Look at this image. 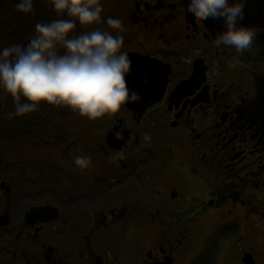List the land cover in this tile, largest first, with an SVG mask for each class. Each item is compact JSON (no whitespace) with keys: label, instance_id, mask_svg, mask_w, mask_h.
Masks as SVG:
<instances>
[{"label":"flooded vegetation","instance_id":"obj_1","mask_svg":"<svg viewBox=\"0 0 264 264\" xmlns=\"http://www.w3.org/2000/svg\"><path fill=\"white\" fill-rule=\"evenodd\" d=\"M187 3L117 0L122 51L158 65L145 80H166L162 95L95 121L74 113L66 140L50 139L64 157L72 150L68 163L48 156L38 179L0 180V264H219L231 234L264 233V0H246L238 26L260 31L243 54L215 46L224 18ZM117 127L123 137L108 139ZM78 153L89 168L73 163ZM17 185L39 197L22 214ZM33 207L48 210L27 218Z\"/></svg>","mask_w":264,"mask_h":264},{"label":"clouds","instance_id":"obj_2","mask_svg":"<svg viewBox=\"0 0 264 264\" xmlns=\"http://www.w3.org/2000/svg\"><path fill=\"white\" fill-rule=\"evenodd\" d=\"M36 0H16L18 13L31 15ZM57 13L56 19L37 22L27 44L12 43L0 48V95L14 100L13 117H27L42 104L65 106L89 120L118 113L129 103L141 100L130 90L127 75L132 61L124 46L125 26L119 17H107L103 24L101 0H43ZM246 0H188L187 11L200 18H224L226 30L214 39L217 47H234L243 54L254 43L258 27L238 26L244 17ZM91 30L77 34V25ZM182 60L186 59L181 57ZM236 63L240 57L233 58ZM23 98V102H21ZM117 139L123 131L115 133ZM151 134H145V140ZM116 156H123L117 152ZM80 169L92 164V157L78 153L72 157Z\"/></svg>","mask_w":264,"mask_h":264},{"label":"trees","instance_id":"obj_3","mask_svg":"<svg viewBox=\"0 0 264 264\" xmlns=\"http://www.w3.org/2000/svg\"><path fill=\"white\" fill-rule=\"evenodd\" d=\"M16 0H0V48L12 43L27 44L35 32L37 22H47L56 19L55 10L43 0H36L35 12L31 15L18 13L15 9ZM91 30L77 25V34ZM7 105L0 115V140L7 149H12L22 142L28 135L41 140L54 138L56 144L66 140L67 136L61 130L67 131V124L71 122L74 112L65 106H49L42 104L35 112L27 117L8 118L7 113L14 111L13 98L7 94ZM23 102V98H21ZM203 260L193 264H202Z\"/></svg>","mask_w":264,"mask_h":264},{"label":"rangeland","instance_id":"obj_4","mask_svg":"<svg viewBox=\"0 0 264 264\" xmlns=\"http://www.w3.org/2000/svg\"><path fill=\"white\" fill-rule=\"evenodd\" d=\"M103 3V12L102 17L104 18L103 24L94 25L92 27L107 28L106 20L107 17L112 16L116 17L115 11L117 8V0H101ZM3 100L7 105V95L3 94ZM6 100V101H5ZM79 117V115H78ZM81 117V116H80ZM82 118V117H81ZM33 135H28L22 142L12 149H7L3 141L0 140V153H3V158L5 165L0 167V180L7 182L9 179L14 183V179H24L27 178H36L38 179L40 175L43 174V170L39 165L41 161L47 159L48 156L56 161H60L61 164L64 162L68 163L69 160L67 157L71 154L72 150L67 151V156L64 157L61 154L62 148L54 143L42 141L41 139L34 138ZM38 165V166H37ZM40 168L39 170H37ZM57 169H51L47 172V175L50 177L56 176ZM17 194L20 196L22 202L16 201V212L22 214L27 206L39 199L38 195H28L26 192L22 191V187L19 185ZM3 203L0 201V209ZM264 231V230H263ZM215 238L211 241L214 242ZM230 246L229 249V261H221L219 264H243L241 262V255L243 252L249 251L256 257L258 263L264 264V233L256 234V236H251L248 238H243V235L240 233H235L230 235L229 240ZM193 258L190 262H193Z\"/></svg>","mask_w":264,"mask_h":264},{"label":"water","instance_id":"obj_5","mask_svg":"<svg viewBox=\"0 0 264 264\" xmlns=\"http://www.w3.org/2000/svg\"><path fill=\"white\" fill-rule=\"evenodd\" d=\"M129 57L132 61V68H131L130 73L127 75L126 79L128 82L129 75L132 74L133 81L136 82L135 83L136 86L128 85V87L130 88V90L139 93V95L141 96V100L139 102H136L135 106H140L142 108H145L148 105H150V102H151L150 100L154 98L156 100L162 95L164 86L166 84V80L163 81V84L160 88H156L157 83L153 84L152 79H150L149 81H146L145 77L155 76L158 65L153 63L152 60L148 57H143V56H139L136 54H130ZM140 63L142 64L140 65ZM129 81L132 83L131 78ZM143 81L145 82L144 84H142ZM127 105L131 106V104H127ZM117 131H121V128L117 127V128L112 129L108 135V139L117 138L115 136V133ZM47 210L48 208L46 207H33L27 212L26 217L29 218L30 216H33V215L40 216L42 215V213H44ZM7 223H8L7 216L0 217V225L4 226ZM242 262L243 264H256L253 255L250 253H246L243 255Z\"/></svg>","mask_w":264,"mask_h":264}]
</instances>
